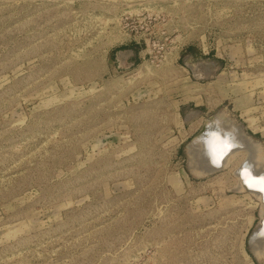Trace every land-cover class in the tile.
Returning <instances> with one entry per match:
<instances>
[{"label": "rangeland", "instance_id": "rangeland-1", "mask_svg": "<svg viewBox=\"0 0 264 264\" xmlns=\"http://www.w3.org/2000/svg\"><path fill=\"white\" fill-rule=\"evenodd\" d=\"M222 115L247 141L196 174ZM242 161L264 168V0H0V264H264Z\"/></svg>", "mask_w": 264, "mask_h": 264}, {"label": "bare ground", "instance_id": "bare-ground-1", "mask_svg": "<svg viewBox=\"0 0 264 264\" xmlns=\"http://www.w3.org/2000/svg\"><path fill=\"white\" fill-rule=\"evenodd\" d=\"M206 124H207V127L204 130V132H206V133L203 134V136H195L194 137L195 139L188 146L189 156H190L189 157V166H190L191 170L193 172H195L196 174L201 173L204 169V166H205V168H206L205 170L207 172L213 171L215 169V167H217V170H219L220 169L219 167H221L223 164L225 165V161L230 158V155L236 153V150L240 146L241 139L246 138V137L242 138L243 133H241L240 128L235 126L233 123H231L223 115L214 117L213 119H211ZM211 124L217 128L216 132H214V133L210 132L211 129L209 128V126ZM246 141H247V138H246ZM246 141H244V142H246ZM246 143H248V145L250 146L249 142H246ZM225 144H227L229 146L224 147ZM251 145H253V143ZM245 146L247 149V147H248L247 144ZM249 149H250V147H249ZM255 158H257V157H254V161L256 160ZM204 160H205L206 164L204 166L200 165L202 163V161H204ZM256 161H258V160H256ZM242 162L250 165L256 172L264 173V168H262L261 166H257V164L254 166L252 162H247V161H242ZM258 163H260V162H258ZM261 164H263V163H261ZM202 166H203V168H201ZM214 171H216V170H214ZM239 183H240V180H239ZM241 186H242V184H241ZM246 192H248V191H246ZM250 193L254 194L260 201V197L258 194L252 193V192H250ZM260 203H261V215H262L264 212V204H262L261 201H260ZM259 221H260V217H259ZM260 239H264V236L260 237V238H253L250 240V243H251V241L253 243L252 248L255 251L257 250L256 244ZM262 247H264V246H262Z\"/></svg>", "mask_w": 264, "mask_h": 264}, {"label": "water", "instance_id": "water-1", "mask_svg": "<svg viewBox=\"0 0 264 264\" xmlns=\"http://www.w3.org/2000/svg\"><path fill=\"white\" fill-rule=\"evenodd\" d=\"M207 123V122H206ZM204 124L203 127L201 128L200 132L196 135V136H203V134H205L206 132H204V130L207 127V124ZM209 128L211 129L210 132H216L217 128L214 125H210ZM247 168L248 171L253 175V176H264V173H259L256 172L250 165H248L247 163L242 162L238 168L236 169V174L240 180V183L242 184L243 188L248 191V192H252V193H256L259 195L260 197V201L262 202V204H264V192L259 191L258 188H254V187H249L248 184L245 183V176L243 175L244 169ZM214 170H217V167H215ZM213 170V171H214ZM213 171H208L207 173L213 172ZM264 236V212L260 217V221L258 222V224L256 225V227L254 228V230L251 232L249 239H248V244L250 245V240L253 238H260ZM250 247V246H249ZM251 250V249H250Z\"/></svg>", "mask_w": 264, "mask_h": 264}, {"label": "snow or ice", "instance_id": "snow-or-ice-1", "mask_svg": "<svg viewBox=\"0 0 264 264\" xmlns=\"http://www.w3.org/2000/svg\"><path fill=\"white\" fill-rule=\"evenodd\" d=\"M229 145L225 144L224 147ZM243 175L245 176V183L249 187L258 188L259 191L264 192V176H253L247 168L244 169Z\"/></svg>", "mask_w": 264, "mask_h": 264}, {"label": "crops", "instance_id": "crops-1", "mask_svg": "<svg viewBox=\"0 0 264 264\" xmlns=\"http://www.w3.org/2000/svg\"><path fill=\"white\" fill-rule=\"evenodd\" d=\"M190 52H188V54H189ZM191 54V53H190Z\"/></svg>", "mask_w": 264, "mask_h": 264}]
</instances>
